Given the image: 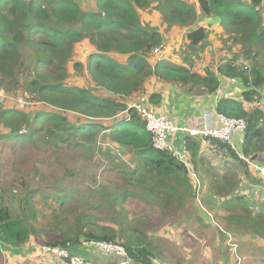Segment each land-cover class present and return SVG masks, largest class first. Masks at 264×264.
<instances>
[{
	"label": "trees",
	"instance_id": "obj_1",
	"mask_svg": "<svg viewBox=\"0 0 264 264\" xmlns=\"http://www.w3.org/2000/svg\"><path fill=\"white\" fill-rule=\"evenodd\" d=\"M82 1L0 0L2 83L14 96H33L26 108L0 102L1 148L22 155L9 179L0 181V252H31L37 259L42 254L54 264L71 262L45 253V247L92 264H264V190H257L264 177L254 167L264 168V110L255 103L263 98L264 67L255 63L248 71L234 57L216 70L194 71L212 44L207 28L196 26L201 14L188 0ZM262 1L197 3L205 17H220L217 26L227 42L255 61L264 50ZM152 11L161 15L165 30L185 33L187 51L176 63H153L165 39L145 21L144 13ZM78 48H85V60L77 57ZM153 77L204 95L241 89L239 99L223 96L216 107L219 115L247 122L242 141L234 140L236 149L181 133L180 155L156 150L145 121L130 107L143 94L160 103L158 94L146 95ZM102 143L135 156V169L115 161ZM104 153L109 169L96 170L102 162L88 166ZM129 200L138 201L131 213L125 211ZM152 215L167 221L155 230ZM179 218L188 234L172 241L169 232L155 236L166 222L173 229ZM187 241L195 253L184 260ZM97 243L118 245L127 258L92 245ZM0 264H6L1 254Z\"/></svg>",
	"mask_w": 264,
	"mask_h": 264
},
{
	"label": "rangeland",
	"instance_id": "obj_2",
	"mask_svg": "<svg viewBox=\"0 0 264 264\" xmlns=\"http://www.w3.org/2000/svg\"><path fill=\"white\" fill-rule=\"evenodd\" d=\"M91 0H83L82 1V5L83 6H88L89 4H91L90 2ZM151 2H154L156 0H148ZM191 4L194 3L196 5V9H198L201 13V18L200 20L197 22V24L201 21H203L205 17L201 11V8L199 6V4L197 3L198 0H188ZM157 12V11H156ZM153 13V11L151 13H144V18L146 19L145 21L150 24L155 30L157 31H161L164 38H165V49H163L161 52H159L158 54H155V56H162V59L165 57H169V58H177L179 59V57L182 54V51H187L186 48V42L184 39V35L182 32L176 34L175 31L172 30H165L162 27V23L157 21V20H152V19H148L151 14ZM262 17L264 18V12L262 13ZM219 25V24H218ZM207 28V31L209 32V42L212 44V47L208 46L204 52L201 54L202 56H200V58H198L196 60V65L194 66V71H197L199 73L204 74L205 70L208 68H212V69H217V65L226 63L228 61H230V59H233L234 57H236L238 59L239 64H243L245 66L248 67V71H250L253 67V65H255V63L258 66H262L264 67V50L260 49L259 51V55L256 58L255 61L250 60L248 61L246 59V57L244 55L240 54V47L236 44H232V42H227L229 39H227L229 36L227 34H225L224 29L221 26H205ZM224 40V41H223ZM226 42V43H225ZM229 48V49H228ZM77 54H78V58L81 60H85L86 57V50L85 48H78L77 49ZM223 59L224 62L222 61ZM2 77L0 76V98L4 97V96H12V97H17V98H22L24 97L25 99L33 101V98L31 97V95L29 94L28 91H15L14 93L16 94V96H14L11 91L7 90V86H5V84L2 83ZM153 90H151L152 92ZM186 92L189 91V89L185 90ZM189 93V92H188ZM241 93L242 90L240 89L239 91H236L235 93H233L232 95L228 92H225L224 89L219 90V99H222V97L224 96L225 98L231 97L232 99H239L241 97ZM150 91H148V93L146 95H149ZM145 94H143L142 96H144ZM189 96H194L197 98V96L199 95H204L202 94V90L197 89L195 91H192L188 94ZM255 100L257 98L254 97ZM150 99V98H149ZM29 102V101H28ZM32 103V102H31ZM256 106L263 109L264 110V91H263V98L259 101V102H255ZM21 105V104H20ZM20 108H26L24 106H20ZM215 108L216 106L213 108V110H211V112H213L216 115L215 112ZM108 145H110V143H102L100 146L105 149L106 147H108ZM2 145H0V181L1 182H5L7 179H9V176H7V173H9L10 169L13 167L15 161L19 158L21 159L22 155H16L14 154L11 150L9 149H3L1 148ZM111 148V149H110ZM108 149L112 150L110 151L113 159L115 161H117L118 163H128L129 165H131V170L135 169V156H129V154L127 153H123L121 151H119L118 149H116L115 147H108ZM181 150V148H177V152L179 153ZM117 154V156H116ZM206 155L211 156L212 161L218 160L219 157H217L216 154L214 153H207ZM101 157L97 158V162L93 161L91 163H88L89 167H95L97 165V163L102 162L103 164L97 166L95 169L98 171H101L103 169H109L110 168V160H108L107 158V154H100ZM109 161V162H108ZM220 162V160H219ZM192 170V169H191ZM260 173V172H259ZM263 177L264 174L260 173ZM114 175V174H113ZM259 192H263L264 190V184L263 186H261L259 189H257ZM138 203L137 200H129L127 201L126 205H125V211L128 213H131L134 209L138 208V206H136ZM143 206H141L142 208ZM201 212V216H204V218H206L205 212H202L200 209L197 210L196 206H192V212ZM157 214V213H156ZM182 216V215H181ZM130 218H133V216H129ZM185 215L182 216V218H184ZM152 218L154 219L153 221V225H154V229H157V225L158 222L162 221L165 222L167 221L166 219H163V217H161V215H156L155 217L152 215ZM128 223H133L136 222L135 219L130 220L127 219L126 220ZM172 226L173 224H170L168 222H166L165 226L162 228V230H160L157 234H155V236L157 237H165V232H169V234L167 236H172L171 237V241L173 239H180L184 233L188 234L187 232L184 231V222H180V218L178 219V221L175 222V226L174 228H177L176 230L173 228L171 229H167V225ZM46 230L49 233L51 232V228L47 227ZM192 233H199V231H193ZM196 235V234H195ZM197 237H200L199 235H196ZM50 238H52L51 236H49ZM35 243V241H33ZM185 247H183V252H182V257L185 259H188L189 256L191 254L195 253V246L194 243H191L189 241H187L185 243ZM167 252V251H166ZM184 253V254H183ZM1 256L6 259L7 258V254L6 252H0ZM167 255H169V253L167 252ZM175 254L171 255V259L176 262ZM210 264H213L212 262H210Z\"/></svg>",
	"mask_w": 264,
	"mask_h": 264
},
{
	"label": "built area",
	"instance_id": "obj_3",
	"mask_svg": "<svg viewBox=\"0 0 264 264\" xmlns=\"http://www.w3.org/2000/svg\"><path fill=\"white\" fill-rule=\"evenodd\" d=\"M160 51L156 50L154 53L158 54ZM31 97H33L31 95ZM9 101L14 105L27 106L31 105V101L28 102L24 97L17 98L12 96H4L0 98V102ZM21 104V105H20ZM132 109H135L146 123L147 130L154 137V148L159 151L177 152L176 137L181 133L188 134L192 138H205L210 140H220L230 145L233 149H236L234 140L238 138L242 141L243 133L247 129V122L244 119H232L224 115H216L212 112L204 114L203 119L200 123H196L193 127H178L173 120L167 115L157 113L156 110L151 106L147 96H142L136 101L130 104ZM216 123V126H215ZM183 147V145H182ZM180 155V153H178ZM241 158L245 159L241 156ZM255 169L264 174V168L258 165L254 166ZM101 248L102 251L108 254H115L116 256L127 258V253L124 248L108 243H97L92 244ZM86 247H90V244H84ZM43 251L51 256H60L70 258L71 264H92L86 262L78 256L70 257L69 252L60 251L59 249H51L45 247ZM121 264H131L129 260L123 261Z\"/></svg>",
	"mask_w": 264,
	"mask_h": 264
},
{
	"label": "crops",
	"instance_id": "obj_4",
	"mask_svg": "<svg viewBox=\"0 0 264 264\" xmlns=\"http://www.w3.org/2000/svg\"><path fill=\"white\" fill-rule=\"evenodd\" d=\"M198 10V9H197ZM200 13V11L198 10ZM201 14V13H200ZM148 19L157 20L161 22V15L153 11L151 16ZM199 24V23H198ZM198 24L196 26H198ZM199 27V26H198ZM205 27V26H204ZM176 34L180 33L179 30H176ZM183 33V32H182ZM165 39V38H164ZM165 46V42H164ZM165 49V48H164ZM161 52V51H160ZM155 59L153 63L162 60V56H154ZM167 61L171 63H176L179 61L177 58L165 57ZM151 93L158 94L160 96V103L151 106L156 110L157 113L167 115L178 127H193L196 123L202 121L204 114L211 112L213 108L218 106L219 103V90L214 94L199 95L196 97L189 96L185 88H180L173 83H164L158 78L153 77L148 84L146 89ZM151 90H153L151 92ZM216 111V108H215ZM213 113V112H212ZM216 126V123H215ZM180 138V140H179ZM183 140V137L180 135L176 137L177 147H181L180 144ZM85 248H87L85 246ZM1 252H6L7 258L3 259L6 264H33L34 262L39 261V264H51L53 261L48 259L46 256L40 254V259L36 256H31V252H24L22 255L16 253H10L9 251L2 250ZM100 261L107 263V260L103 258L102 255H98ZM58 262H55L57 264ZM54 264V263H53Z\"/></svg>",
	"mask_w": 264,
	"mask_h": 264
},
{
	"label": "water",
	"instance_id": "obj_5",
	"mask_svg": "<svg viewBox=\"0 0 264 264\" xmlns=\"http://www.w3.org/2000/svg\"><path fill=\"white\" fill-rule=\"evenodd\" d=\"M258 10H263L264 11V0L262 1L261 6L258 8ZM221 23V18L220 17H208L205 18L203 21L199 22L198 26L199 27H204V26H216ZM258 155L252 157L250 159V162L252 163L255 159H257Z\"/></svg>",
	"mask_w": 264,
	"mask_h": 264
}]
</instances>
